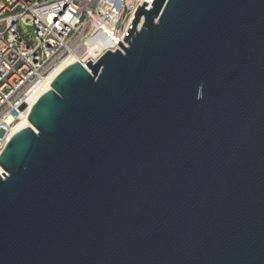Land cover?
Returning a JSON list of instances; mask_svg holds the SVG:
<instances>
[{
	"label": "water",
	"instance_id": "95a60500",
	"mask_svg": "<svg viewBox=\"0 0 264 264\" xmlns=\"http://www.w3.org/2000/svg\"><path fill=\"white\" fill-rule=\"evenodd\" d=\"M146 5L0 151V264H264V0Z\"/></svg>",
	"mask_w": 264,
	"mask_h": 264
},
{
	"label": "built area",
	"instance_id": "2783aa9c",
	"mask_svg": "<svg viewBox=\"0 0 264 264\" xmlns=\"http://www.w3.org/2000/svg\"><path fill=\"white\" fill-rule=\"evenodd\" d=\"M143 2L149 10L153 0H0V151L63 61L85 67L127 47Z\"/></svg>",
	"mask_w": 264,
	"mask_h": 264
},
{
	"label": "bare ground",
	"instance_id": "6f19581e",
	"mask_svg": "<svg viewBox=\"0 0 264 264\" xmlns=\"http://www.w3.org/2000/svg\"><path fill=\"white\" fill-rule=\"evenodd\" d=\"M141 27V23L138 25L137 29H139ZM77 59L73 58V57H69L67 58L65 61H63L60 66L49 76V78L43 83L40 92L38 93V97L45 93L46 91H48L50 89V84L52 82V80L63 70L65 69L67 66L72 65L73 63H76ZM29 123L27 121V118L22 119L19 123H17L16 125H14L11 130L9 131L8 135H7V139H9L10 137H12L15 133H17L18 131H20L21 129L28 127Z\"/></svg>",
	"mask_w": 264,
	"mask_h": 264
}]
</instances>
